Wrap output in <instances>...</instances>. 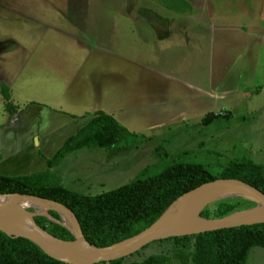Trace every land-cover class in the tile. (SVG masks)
Instances as JSON below:
<instances>
[{
    "label": "rangeland",
    "instance_id": "1",
    "mask_svg": "<svg viewBox=\"0 0 264 264\" xmlns=\"http://www.w3.org/2000/svg\"><path fill=\"white\" fill-rule=\"evenodd\" d=\"M186 1L174 9L161 0H0V86L10 82V102L32 100L44 116L3 131L13 114L0 92V175L44 170L72 134L60 111L85 106L136 137L115 158L83 147L53 167L56 184L76 193L107 192L175 162L201 163L217 178L232 160L264 166V0ZM209 113L216 118L203 125ZM236 198L247 200L201 211ZM170 248L153 241L128 261ZM245 264H264V248H251Z\"/></svg>",
    "mask_w": 264,
    "mask_h": 264
},
{
    "label": "trees",
    "instance_id": "2",
    "mask_svg": "<svg viewBox=\"0 0 264 264\" xmlns=\"http://www.w3.org/2000/svg\"><path fill=\"white\" fill-rule=\"evenodd\" d=\"M161 1L169 8L178 9V5L180 8L190 7L186 0ZM0 92L6 111L14 114L16 108L10 102L9 88L2 84ZM214 118L216 115L209 113L202 119V124L209 125ZM130 136L126 127L115 118L97 111L47 159L44 170L18 176L0 175V194L16 193L59 203L72 212L89 243L108 246L140 234L156 222L179 196L217 178L201 163L175 162L156 174L93 196L76 193L53 180V167L71 152L91 146L113 149ZM221 178H237L264 192V166L252 160L230 161ZM243 203L253 205L245 199L221 200L211 205V211L204 209L199 213L204 218L221 219ZM48 212L52 218L60 220L56 211ZM34 222L56 238L73 239L64 226L45 216L34 217ZM156 242H169L170 253L160 252L128 261L136 251L126 257L97 264H167L171 259L184 264H245L251 248H264V222L168 237ZM0 264L69 263L49 257L28 239L11 237L0 231Z\"/></svg>",
    "mask_w": 264,
    "mask_h": 264
},
{
    "label": "water",
    "instance_id": "3",
    "mask_svg": "<svg viewBox=\"0 0 264 264\" xmlns=\"http://www.w3.org/2000/svg\"><path fill=\"white\" fill-rule=\"evenodd\" d=\"M217 190H233L239 193L237 196L249 197L257 205L259 204L264 206V192L257 189L256 187L237 178H216L212 181L203 183L197 186L196 188L191 189L190 191L179 196L177 199H175V201H173L169 205V207L163 212V214L158 218L156 222H154L150 227H148L140 234L108 246H96L94 244L89 243L84 238L79 226L78 228L80 231V236L79 237L74 236V234L70 231V229H68V227L62 224V217L60 213L57 210L51 208L46 210L45 213H40L37 215L45 216L46 218L51 219V216L49 215L48 211L49 210L56 211L60 216V221L57 223L64 226L73 235L72 240H64V239L56 238L51 234H49L51 237L50 240L44 239L36 232L29 229L8 208L3 206H0V231L4 232L6 235L11 237H21L30 240L31 242L36 244L45 254H47L49 257L53 259L60 260L62 262L69 264H75L72 262H68L64 259H67L74 255L83 257L85 253L88 252L95 257L96 262L92 263L95 264L98 262L107 263L119 258L126 257L138 251L139 249L149 244L150 242L157 241L160 239H165L168 237L197 234L210 230H217L222 228L235 227L240 225H250V224L264 222V219H259L249 222H239L237 224L222 226V227L205 228L200 230H188L187 232L174 233V229H178V227H183L184 224H186L187 220L185 221V219L189 211L191 210L193 204L200 197ZM13 195L28 196L30 198H40V197L21 195L16 193L0 194V196H13ZM197 217L201 220L208 219L202 217L200 213H198ZM190 224L191 222L187 223L186 225L189 226ZM134 239L135 241L130 242L131 240Z\"/></svg>",
    "mask_w": 264,
    "mask_h": 264
},
{
    "label": "bare ground",
    "instance_id": "4",
    "mask_svg": "<svg viewBox=\"0 0 264 264\" xmlns=\"http://www.w3.org/2000/svg\"><path fill=\"white\" fill-rule=\"evenodd\" d=\"M239 193L233 190H217L206 194L200 197L192 206L189 211L185 221L186 224L191 222L189 226L184 224L183 227H178V229H174V233H182L187 232L188 230H200L205 228H214V227H222L237 224L239 222H249L255 221L259 219H264V206L263 205H253L250 208L233 212L225 217L217 218V219H207L201 220L197 217L198 213L205 207L207 204L212 202L213 200L229 198V196H235ZM249 201H252L249 197H244ZM0 206L8 208L21 222H23L29 229L33 230L44 239L50 240L51 237L49 233L40 228L33 220L34 215L45 213L48 209L57 210L62 217V224H64L70 231L74 234V236L79 237L80 231L78 228L77 221L70 210L59 203L51 202L47 199L40 198H30L28 196H0ZM191 220V221H190ZM184 221V222H185ZM195 222V223H194ZM187 227H186V226ZM131 240L130 242H133ZM68 262H72L75 264H92L96 262L95 257L86 252L83 257L78 255L71 256L67 259H64Z\"/></svg>",
    "mask_w": 264,
    "mask_h": 264
},
{
    "label": "crops",
    "instance_id": "5",
    "mask_svg": "<svg viewBox=\"0 0 264 264\" xmlns=\"http://www.w3.org/2000/svg\"><path fill=\"white\" fill-rule=\"evenodd\" d=\"M3 83L4 84H6L7 86H8V88H9V91L10 90H12V88H11V86H12V84L10 83V82H8L7 80H4L3 81ZM11 102H12V100H11ZM27 102H30V103H35L34 101H32V100H29V101H23L22 103H17V105H15V104H13L14 106H15V108H16V113L15 114H13L12 116L13 117H11V120H9V121H7V123L5 124V126H3V131H6L7 133H8V130H10L11 128H13V126H16V125H18V124H20L21 123V121H23V120H26V121H33L34 120V118H36V116L38 115L40 118H44V116H42V114L41 113H39L38 112V108H32L33 106H30L29 107V105H27ZM55 107H56V105L54 106H52L51 107V111L50 112H54V111H57L56 109H55ZM86 106L84 107V111H82V113H80V114H77V113H74L73 112V114L72 113H66V112H64V111H60V113L61 114H68V117L67 118H69L68 120H71V121H73V129H72V134L77 130V128H79L80 126H82L85 122H87L93 115H94V113H95V111L97 112V111H99V110H101V109H99V108H97L96 107V109L94 110V113H92V114H86L87 113V111H86ZM29 111H31V112H29ZM36 111H37V114H35L36 113ZM101 111H104V112H106L105 110H101ZM39 113V114H38ZM107 113V112H106ZM41 114V115H40ZM110 115V114H109ZM175 115H182V114H175ZM42 116V117H41ZM29 118H32V119H30L29 120ZM38 123V122H37ZM65 124H67V120H66V122H63L62 123V125H65ZM57 129H59L58 128V126H57ZM57 131H59V130H57ZM1 133V132H0ZM34 138H35V143H36V145H38V143H39V140H38V137H36L35 135L33 136ZM135 137H136V134L135 133H132L131 134V136H130V138L127 140V141H125V142H120L119 144H117L114 148L115 149H117L118 150V148H119V146L120 145H127V144H129V143H131V140H133V139H135ZM142 137H147V136H142ZM148 137H150V136H148ZM2 139H4V138H2ZM1 141H4V140H1ZM114 148L113 149H110V150H107L111 155H112V157L111 158H115V157H117V155H118V152H115L114 151Z\"/></svg>",
    "mask_w": 264,
    "mask_h": 264
},
{
    "label": "built area",
    "instance_id": "6",
    "mask_svg": "<svg viewBox=\"0 0 264 264\" xmlns=\"http://www.w3.org/2000/svg\"><path fill=\"white\" fill-rule=\"evenodd\" d=\"M95 264H97V263H95Z\"/></svg>",
    "mask_w": 264,
    "mask_h": 264
}]
</instances>
